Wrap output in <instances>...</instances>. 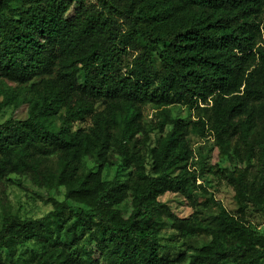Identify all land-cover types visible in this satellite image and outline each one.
Returning <instances> with one entry per match:
<instances>
[{
	"label": "trees",
	"instance_id": "obj_1",
	"mask_svg": "<svg viewBox=\"0 0 264 264\" xmlns=\"http://www.w3.org/2000/svg\"><path fill=\"white\" fill-rule=\"evenodd\" d=\"M149 103L183 104L195 116L172 119L147 164ZM10 105L27 106V117L0 123V178L28 174L66 192L43 217L4 214L0 264L5 250L60 240L71 204L80 212L64 241L80 248L36 264H98L94 250L105 264L264 262V228L213 198L219 212L205 226L172 218L182 236L202 232L208 243L175 258L160 237L171 211L160 198L192 195L202 174L188 167L191 146L208 135L227 157L240 210L264 212V0H0V112ZM92 116L89 132L74 129ZM93 145L99 156L116 152L133 170L128 179L81 171Z\"/></svg>",
	"mask_w": 264,
	"mask_h": 264
},
{
	"label": "rangeland",
	"instance_id": "obj_2",
	"mask_svg": "<svg viewBox=\"0 0 264 264\" xmlns=\"http://www.w3.org/2000/svg\"><path fill=\"white\" fill-rule=\"evenodd\" d=\"M77 8L78 2L72 6L68 16L73 17ZM157 68L160 69L159 63H157ZM79 81L83 83L82 75H80ZM9 84L16 85L11 82ZM97 111L102 112L104 108L99 107ZM194 116V111L189 110L183 104H146L143 107L141 121L145 140L140 144L145 162L147 164L151 162L150 150L158 146L160 138L165 135L168 124L172 119H194ZM10 117L25 119L27 117V106H22L19 109H14L11 105L7 106L0 112V123ZM96 119V116L89 117L84 122L76 123L74 129L89 132L94 127ZM90 150L82 159L81 171L92 170L94 173H99L103 182L114 178L126 180L133 171L126 168L121 163L120 156L112 150L100 156L95 152V145ZM228 165L227 157L215 144L212 135H208L203 139H193L188 167L197 170L202 175L198 179L192 195L186 197L176 193H166L160 198L169 205L171 210L170 213L163 214L160 219V237L162 243L170 248L172 257L189 256L203 244L210 241V237L202 232L190 238L182 236L179 231L173 228L172 218L187 219L194 224L205 226L219 212L217 205L211 198L221 201L234 217L243 221L252 230L261 232L264 228V212L252 207H248L244 212L240 210L241 205L235 197L233 187L226 178V167ZM65 192L66 188L64 186L59 187L58 190L39 187L28 174H9L2 177L0 178V224L5 213H12L23 219L43 217L54 209L50 200L52 198L59 201L64 200ZM122 206L128 208L130 206L129 201L121 203ZM79 212L80 209L73 204L66 210V223L60 240L55 239L54 235L53 241L55 243H30L23 247H17L12 251L5 250L3 251L4 264H36L44 253L59 252L63 248L75 252L80 248V243L74 246H66L64 241L67 235L65 229L68 225L74 223L75 218L73 216ZM69 242H71L70 237ZM92 258L99 259L98 264H105L102 257L100 258V253L96 250H94ZM180 264H187V261Z\"/></svg>",
	"mask_w": 264,
	"mask_h": 264
}]
</instances>
